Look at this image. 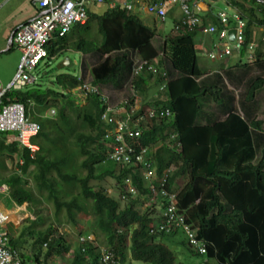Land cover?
<instances>
[{
	"label": "trees",
	"instance_id": "1",
	"mask_svg": "<svg viewBox=\"0 0 264 264\" xmlns=\"http://www.w3.org/2000/svg\"><path fill=\"white\" fill-rule=\"evenodd\" d=\"M232 2L247 19L248 43L254 25L264 23V4L258 6L262 14L258 16L255 8ZM156 32V28L120 3L102 13L88 8L83 24H74L70 32L54 36L46 44L47 66L64 51L78 50L82 56L81 76L57 73L50 80L48 75L53 71L43 73L37 83L9 93L25 104L28 116L40 125L39 133L31 140L39 146L33 153L27 147L19 148L16 141L8 142L7 133L0 132V170L7 172L0 177V185L8 186L10 202L27 203L37 212L33 226L21 227L19 234L9 223L13 226L12 232L7 231L9 246L18 252L22 264H53L57 258L64 261L71 252L67 264H102L101 245L121 264L128 257L148 264H183L177 262L174 252L162 240L182 232L185 239L181 243L195 251L186 232L181 228L168 233L157 230L164 204L169 200L158 193L164 177V187L176 193L186 222L196 237L206 243V253L200 255L220 264H264V155L256 161L254 138V131H261L263 122L247 121L233 108L221 120L196 124L202 109L200 99L210 95L216 99L221 89L201 85L197 80L206 71L199 65L196 32L185 30L166 37L162 55L152 43ZM130 51H137L146 61L139 72L133 73ZM261 61L259 56L257 62ZM164 65L167 78L159 74ZM38 66L36 73L40 75ZM154 76L167 81L165 96L157 94L153 100L144 99L134 113L139 115L149 108L155 111L140 123V141L147 148L145 159L154 171L145 177L140 170L142 163L133 165L131 159L122 165L107 158L103 137L108 125L102 117L107 108L102 93L105 88L121 91L131 80L132 88L144 95ZM85 82L98 88V93L91 90L84 104L80 99L77 103L72 90ZM262 87L264 77L259 76L249 84L245 99L253 101ZM125 100L130 110L136 100L133 95ZM162 108H169L172 117H158ZM53 109L52 117L48 114ZM170 132L176 133L180 148L167 144ZM79 156L85 157L82 163L77 160ZM8 161L14 166L12 170ZM81 169L87 175L83 176ZM107 177L113 180L112 195L99 187ZM128 186L136 189L135 194L128 191ZM67 190H71V195ZM122 200L126 202L123 207ZM143 205L146 208L141 210ZM43 206L53 209L48 217H54V222L41 230L45 221ZM79 213L86 218L94 215L92 226L84 227L77 217ZM69 223L76 226L74 242L78 245L72 243L67 232L60 234L55 228ZM152 229L154 233L150 232ZM87 230L95 233V241L79 240ZM31 240V251L26 253Z\"/></svg>",
	"mask_w": 264,
	"mask_h": 264
},
{
	"label": "built area",
	"instance_id": "2",
	"mask_svg": "<svg viewBox=\"0 0 264 264\" xmlns=\"http://www.w3.org/2000/svg\"><path fill=\"white\" fill-rule=\"evenodd\" d=\"M32 5L37 11V15L28 22L20 25L13 36V44L19 50L21 57L17 65V69L13 77L5 85L0 79V132L14 133L16 139L22 144L30 148L34 152L38 147L32 144L31 137L37 135L40 131V125L33 121L26 114V106L19 102L16 97L10 96L9 93L15 90H21L29 85L37 83L39 74L36 68L42 60L47 58L48 52L46 44L51 41L54 36H64L70 32L72 26L76 23H84L87 20V10L91 3H103L104 0H31ZM197 0H160L155 3H149L145 10L155 14L162 20L165 19L167 9L170 6H179L183 15L182 20L175 26L176 30L182 27L187 30L201 29L205 33H219L218 40L215 42L214 49L209 53L211 59L229 55L233 50L240 52L246 42V21L241 17V13L233 17L236 24V36L233 42L228 39V26L231 16L223 11L217 13L220 27L202 24L200 16V7ZM111 3L110 6H114ZM127 9H132L131 3L123 2ZM220 28V29H219ZM258 30L260 34L258 36ZM259 41L264 45V23L257 25L252 31L251 40L248 43V60L256 59L255 51ZM146 61L136 67V71H140ZM165 86V85H164ZM84 93L94 90L98 93V88L92 87L89 83H84L79 87ZM127 100H124L126 103ZM136 105V104H135ZM135 106L130 109L134 112ZM53 113V111H50ZM155 111L148 109L147 112L136 115L133 119L138 122L147 117H152ZM158 117H168L171 115L169 108L159 109ZM102 117L108 123H115L114 129L105 134L106 144L109 146V158L121 163L141 164V170L146 177L152 176L150 162L144 160L143 149L140 153H136L135 147L128 142V137L134 138L140 135L139 129H129V124L124 120L114 119L104 113ZM130 117L128 116V119ZM172 138L174 135H171ZM133 155V157L131 156ZM166 177L162 180V190L159 194L168 196V203L164 204L163 218L157 226L158 231L170 232L174 229H183L188 236V243L196 247L201 252L206 249V243L196 237L195 230H192L191 224L186 222V215L181 211L176 202V193L167 190L164 186ZM129 182V181H127ZM8 191V186L0 185V191ZM128 191L135 194L136 189L128 186ZM154 192H156L154 190ZM10 222L8 213L0 209V264H22L21 258L16 250L9 246L8 232L5 226ZM154 233V229L150 231ZM83 241L84 237H80ZM102 264H116L113 253L105 248L102 250Z\"/></svg>",
	"mask_w": 264,
	"mask_h": 264
},
{
	"label": "rangeland",
	"instance_id": "3",
	"mask_svg": "<svg viewBox=\"0 0 264 264\" xmlns=\"http://www.w3.org/2000/svg\"><path fill=\"white\" fill-rule=\"evenodd\" d=\"M30 1L31 0H0V79L4 85L10 81L9 80V79H11L10 74H12V75L15 74L16 69H17V65H18L20 57H21V54L17 48L7 50L8 38H9V35L11 34V29L13 28L12 26H14V24H16V22H18V20H20L22 17H24L27 14V12L29 10H31ZM107 1L116 2V3H121V2L132 3L134 13H136L140 17L142 22L149 24L150 26H152L154 28L157 27L156 31L160 30V32H161L160 34L163 36L165 34H169L171 32V29L173 27V20L170 16H168L167 18L162 20L160 17H155L152 14H148L146 11H144V9L141 8L140 5H142V4H138L136 2V0H126V1H123V0H106V2L104 1L103 3H100V4L91 3L90 8L95 10L96 12L102 13L103 11L106 10ZM145 1H146V3L150 2L149 0H145ZM213 1H214L213 2L214 10L221 8L232 16L235 8L233 6H229L228 3L226 2L227 0H213ZM258 6H260V5H258ZM230 24H234V22H231ZM95 26H96V22H93V27H94L93 29H95ZM173 32H177V31L174 30V28H173ZM93 33H95L94 30H93ZM80 54L81 53H79L73 49H68V50L64 51L61 55H58L54 59H52L50 61L49 66L46 65L47 59L42 60L38 66V70L40 72L39 76L41 77V74H43V73L45 74L48 72L50 73L53 71V74L48 75V79L51 80L53 75L57 74V73H73L75 75L79 74V72H80L79 66H80V62H81V58H82V56H80ZM247 54H248L247 50H245V49L241 50L240 52L233 50L232 54L230 55V57L226 61V63L230 65V67L227 68V64L225 65V59L224 58H223L224 60L221 59V60L213 61L207 57L202 56L198 52L200 66L206 71V76H203L200 79V81H201L200 84L201 85L217 86L219 89H222L223 94L221 93V95L218 96L216 99H215V97H212V95L206 96V97H203L200 99L202 109L198 114V117L196 119V124H201V123L204 124V123L214 122V121H216V116H219L222 118L223 114H227L228 112L232 111L233 108L236 109V111L238 113L243 112L246 115H248L246 117L261 120L263 122V128L259 134L255 133V135H254V138L256 139V145H257V154H258L257 155V157H258L257 161H258L264 155V96L261 97L264 94V87L260 90V94L256 97V100L248 102L245 99L246 92H244V94H241L239 92V95H237V98H235V90H227L226 86L224 84V77H225L227 80V83L229 85H232V87H235V89H236V85L230 76L231 73L234 74L235 76H237V80H239V81H241V80H243V81L252 80L253 81L255 78H257L259 76L264 77V66H262V65H254V66H251L250 68L243 70V71L232 69L233 68L232 65H233L234 61L236 59H238L239 57L243 63L247 62ZM62 61H63L64 66L61 67L60 69H58L59 67L57 68V66L60 65L62 63ZM165 67H166V65H164L163 68L165 69ZM215 70H218V72L217 71L214 72ZM209 72H212V73L209 74ZM7 76H8V79H6ZM39 80H40V78H39ZM44 82L46 85L48 84V82L46 80H44ZM49 83H52V82H49ZM49 85H51V84H49ZM156 88H157V85L155 86V89ZM59 89L61 90V88H59ZM127 89L129 90V88H127ZM128 90H126V91H128ZM126 91H125V94L127 95L129 93V91L128 92H126ZM153 91H154V88L152 89V92ZM215 91L216 90L212 91L213 95H215ZM245 91H246V89H245ZM163 96H165V95H163ZM233 96H234V99H233ZM80 97L81 96H77V101L79 100ZM154 98L155 97H152V99H149V100H153ZM120 99L121 98H118L115 96L113 101L110 103V105H116ZM80 102H84V101L82 99H80ZM140 103H141V100L140 101L137 100L135 108L139 107ZM234 103H235V106H234ZM259 136L262 137V139H260L261 140L260 142H259ZM22 147H23V145H21V148ZM17 158H18V156L15 159H17ZM84 159H85V157L83 158L82 156H79L77 158L78 162L81 161V163L83 162ZM7 163H8V165L10 164L9 161ZM8 167L10 170H12L14 166L10 164ZM81 170H83V169H81ZM5 172L6 171L0 170V177L5 176ZM6 174H7V172H6ZM81 174H84L83 176H85V175H87V171L83 170ZM30 180H31V178H30ZM178 181L181 182L180 179ZM31 183H32V181H31ZM93 184H96V183L94 182ZM112 184H113V180H111L110 177H107L102 182H100L99 187L108 189L109 193L111 194L112 189H113ZM96 187H98V185ZM62 190L63 191L65 190V186H63V185H62ZM66 192L69 195H71V190H67ZM4 193L5 192H0V201H3V203L7 206L16 207L18 204H14V202H10L11 199L7 198ZM43 196H46V194L44 193ZM115 197L119 198V195H115ZM197 201H199V200H197ZM26 204L27 203H24V204L18 205V206L24 207ZM125 204H126L125 200H122L121 206L123 207ZM46 205L50 206L49 203H46ZM51 206H53L52 203H51ZM145 208H146L145 205L140 207L141 210H144ZM51 210H53V209H51V207H47V206L42 207V215H44L43 218L45 221L40 226L41 230L45 229L47 224H53L52 222H54V217H52V218L48 217L52 212ZM21 212H22V210H20L19 212L17 211L16 214L14 212L13 215L10 216V218H11L10 220H12V222H14V224L18 225V228H20L21 225H22V227H24V225L26 227L27 226L32 227L33 223H31V222L34 218H36L37 212H35L34 214H30V212L28 210L27 211L23 210V212L22 213ZM18 213H20V220H19V218H16V216H18ZM77 217L80 219L81 222L84 223L83 224L84 227L85 226L86 227L92 226L91 224L93 222L94 215H90L86 218L85 216L82 215V213H79ZM85 218H86V220H85ZM23 223H24V225H23ZM35 227L38 228V225H35ZM55 227L60 229V230H57L58 233H60V234L67 232L69 234L70 238H72V243L78 245L76 240H75L76 242H74V237L77 234V230L75 229L76 226H74V225L72 226V224L69 223V224H64L61 226L56 225ZM5 230H7V231L9 230L12 232L13 226L11 224H7L5 226ZM87 231H91V230H87ZM17 234H19V232H17ZM184 239H185V237H184L183 233L179 232L175 236L165 238L162 240V242L174 252V255H175L177 262H180L183 264H220L215 259L207 260V258L205 256L198 254L197 252L192 250L189 246L183 245L181 243V241ZM29 243H30V245L28 246L26 253H30V251H31L32 240L29 241ZM24 247H26V246L24 245ZM70 254H72V252ZM66 262H67L66 259H64L63 264H67ZM56 264H62V262L59 261ZM124 264H148V263L136 262V261H133L131 259H128Z\"/></svg>",
	"mask_w": 264,
	"mask_h": 264
},
{
	"label": "crops",
	"instance_id": "4",
	"mask_svg": "<svg viewBox=\"0 0 264 264\" xmlns=\"http://www.w3.org/2000/svg\"><path fill=\"white\" fill-rule=\"evenodd\" d=\"M232 1L233 0H227L226 2L228 3L229 6H233L235 8L234 11H233V14H232V16L235 17L236 15H238L241 12V8L239 6H235V4ZM236 1L243 2L244 3V6H246L248 8H250V7L255 8L257 10L258 16H261L262 15V14H260L261 11L258 10L259 9L258 8V5L264 4V0H236ZM31 2L32 1H30V4H31L30 8H31V10H29L24 17H22L20 20H18V22H16V24H14V26H12L13 28L11 29V33L14 31V29H16L20 25L28 22L29 20L33 19L37 15V11H36V9L34 8V6L32 5ZM213 2H214L213 0H197V2H196L197 5H198V7H200V15H201V17L203 19L202 20L203 21V27L204 26H208V25H213V26L220 27L219 22H218V19H217V13L220 12V11H223L226 14H228L225 10H223L221 8H219L217 10H214ZM228 15L231 16L230 14H228ZM154 16L157 17L156 15H154ZM168 16H170L172 18V20H173V27L171 29V32L169 34H165L163 36V35L160 34L161 32L159 30V31L156 32V35L154 36V38L152 40V43L158 49V52L161 55L163 53V46H164V43H165V40H166L165 38L168 37V36H170L171 34H177V33L173 32V28L176 25H178L180 23V21L182 20V18H183V15L181 13V10H180L179 6H174V5L173 6H170L167 9L166 18ZM244 18L246 19V17H244ZM147 25H149V24H147ZM230 28H235V22H234V24H230ZM156 30H157V27H156ZM185 30H186V28L182 27V31L184 32ZM188 32H196V35H195V39L194 40H195V47L197 49V54L199 52L202 56L209 58V53L214 49V45H215V42L218 40V34L219 33H205L201 29H196L195 31L188 30ZM259 34H260V31L258 30V36H259ZM10 35H9V38H8V47L9 48L7 47V50H11L12 46L14 45L13 43L12 44H9ZM14 48H16V47L14 46ZM70 49H73V48H70ZM73 50H75V51L78 52V50H76V49H73ZM255 53H258L264 59V47L261 44H259V47L255 51ZM80 56H81V54H80ZM229 57L230 56L223 55V56H221L219 58V60H221V59L224 60L225 59V65H226L227 64L226 61H227V59ZM130 59H132V61L134 62V65L136 67V66H138L141 63V61H142L143 58H141L137 54V51H134V52H131V58ZM263 59H262L261 62H257V63H250L248 61L245 62V63H243L242 60L239 57L238 59H236L234 61L233 65H232L233 66L232 69L233 70H242L243 71V70H246V69H248V68H250L251 66H254V65H262V66H264V60ZM155 61H157V59ZM198 61H199V55H198ZM199 65H200V63H199ZM135 67H132V70H135ZM229 67H230V65L227 64V68H229ZM216 71H218V70H215L214 72H216ZM211 73L209 72V74H211ZM159 74H160V77L161 78H163V76H165L167 78V72H166L165 69L162 71V73H160V71H159ZM173 74H174V77H177L178 76V73L177 72H174ZM10 75H11L10 78H12L13 75L12 74H10ZM203 76H206V74H204ZM203 76H200L197 80H200ZM230 76H231V79L233 80V82L236 85V89H235V87H232V85H229L227 83L226 78L224 77V84L226 86V89L227 90H235V98H237V95H239V92L241 94H244V92L247 93L249 83L252 80H249V81H243V80H241V81H239V80H237V76H235L234 74L231 73ZM6 79H8V76L6 77ZM9 80H11V79H9ZM157 80H158V77H156V76H154V78H152L150 80V83H151L150 86H151V88L148 90L147 94H144V95L141 94V93H139L138 91H136L135 89L132 88L131 80H128L126 82L124 88L121 89V91H112L109 88H105V90L103 92L106 94V96H108V97L111 96L113 99H114L115 96L118 97V98H122V97H126L127 98L129 95H133L136 101L137 100L144 101V99H146V100L147 99H152V97L156 96L157 94L158 95H163V90H164L163 88H165L164 87V84L167 81H164V80H158L157 81ZM156 85H157V88L155 89V86ZM127 88H129V90ZM153 88H154V91L152 92V89ZM244 88L246 89V91H245ZM126 90L129 91V93L127 95L125 94V91ZM260 90H258L256 92V95H255V99L254 100H256V97L260 94ZM128 91H126V92H128ZM221 93L223 94L222 89H221ZM263 96H264V94L261 97H263ZM233 99H234V96H233ZM234 106H235V103H234ZM234 110L236 111V109H234ZM239 114L243 118H246L247 121H251V120L254 119V118L246 117L248 115H246L243 112H240ZM225 115L226 114H223L222 115V118H224ZM222 118L219 117V116H216V120H221ZM260 132L261 131H259V132H255L254 131V135H255V133L259 134ZM9 139H11V138H9ZM260 139H262L261 136H259V142L261 141ZM2 185H4V187H7L6 184H2ZM0 192H2V191H0ZM3 192H5L4 194L6 195L7 198H9L8 191L5 190ZM14 204H16V203H14ZM0 209L2 211H4V212H8L9 213L8 214L9 216H12L14 212L16 214L17 211L19 212L20 210H22V212H23V210L24 211H27L28 210L30 212V214H34L36 212V210L31 209L28 204H26L24 207H20L18 205L16 207H14V206H11L10 207V206L5 205L3 203V201H0ZM18 216H19L18 218L20 220V213H18ZM11 222H12V220H11ZM24 223H23V225H24ZM12 224L14 225V228L18 230L17 232H19V230L22 227V225L20 226V228H18V225L14 224V222H12ZM24 227H25V225H24ZM55 261L56 262H59V258H57ZM62 262H63V259H62ZM54 264H56V263L54 262Z\"/></svg>",
	"mask_w": 264,
	"mask_h": 264
},
{
	"label": "clouds",
	"instance_id": "5",
	"mask_svg": "<svg viewBox=\"0 0 264 264\" xmlns=\"http://www.w3.org/2000/svg\"><path fill=\"white\" fill-rule=\"evenodd\" d=\"M105 2H106V0H104ZM123 1H126V0H123ZM136 2L138 3V4H142V5H140L141 6V8L142 9H145V7H147V5L149 4V3H146V1L145 0H136ZM32 3V2H31ZM111 3H116V2H107V7H111L110 6V4ZM146 3V4H145ZM96 4V3H95ZM121 4V6H123V7H125L124 5H123V2H121L120 3ZM132 4V3H131ZM133 5V4H132ZM115 6V5H114ZM106 7V8H107ZM113 7V6H112ZM88 8H90V5H89V7ZM126 8V7H125ZM127 9V8H126ZM127 10H130V11H133V8L132 9H127ZM144 11H147V10H144ZM134 12V11H133ZM149 14H152V15H155V14H153V13H150V12H148ZM241 13V12H240ZM201 16V15H200ZM241 17H243V14L241 13ZM166 18V17H165ZM201 19H202V17H201ZM218 19V18H217ZM243 19L246 21V25H247V19H245L244 17H243ZM203 20V19H202ZM233 20V21H232ZM218 22H219V19H218ZM231 22H235V20L232 18V16H231V19H230V23ZM230 23H229V26H228V29L230 28ZM83 24V23H82ZM202 24H203V21H202ZM255 24V23H254ZM219 25H220V23H219ZM257 25H259V24H255L254 25V27H253V29H252V31L253 30H255L256 29V27H257ZM18 28V27H17ZM16 28V29H17ZM16 29H14V30H16ZM235 29H236V24H235ZM174 30H176L175 29V27H174ZM186 30H187V28H186ZM195 30V29H194ZM194 30H190V31H194ZM177 32H175V33H179V32H182V28H181V30H176ZM188 31V30H187ZM229 31V30H228ZM246 34H247V26H246ZM252 34V33H251ZM235 36H236V34H235ZM246 38H247V35H246ZM228 39H229V37H228ZM235 39V38H234ZM247 40V39H246ZM250 40H251V38H250ZM229 41L230 42H233L234 40H230L229 39ZM250 42V41H249ZM248 42V43H249ZM248 43L247 42H245V44H244V47L242 48V50L243 49H245V50H247V46H248ZM259 44H261L263 47H264V45L259 41V43H258V46L256 47V49H255V51L257 50V48L259 47ZM255 51H253V53L255 54V57H256V59L254 60V61H249L248 60V54H247V61L248 62H250V63H257V61H258V57L260 56V60H262L263 58H262V56L261 55H259L258 53H255ZM131 52L132 51H130V52H128V56L131 58ZM248 52V51H247ZM232 54V53H231ZM231 54H229V55H227V56H230ZM259 56H258V55ZM210 58V57H209ZM219 58L220 57H217V58H215V59H211V60H213V61H215V60H219ZM133 59V58H132ZM131 59V60H132ZM264 60V59H263ZM143 61V60H142ZM132 67H135V65H134V62L132 61ZM137 67V66H136ZM135 67V70H133V73H136L137 71H136V68ZM139 72V71H138ZM218 72V71H217ZM80 73V72H79ZM211 73V72H210ZM78 75H80V74H78ZM81 76V75H80ZM165 76H163V78H164ZM164 81H165V79H164ZM252 82V81H251ZM250 82V83H251ZM87 83V82H86ZM84 84V83H83ZM82 84V85H83ZM82 85H80V86H82ZM165 86L164 87H166V83L164 84ZM80 86H78V87H76V88H74V90H73V92H74V94H75V97H76V101H77V96H81L79 99H82L83 101H84V98L87 96V94L86 93H84L83 92V90H81L79 87ZM263 88V87H262ZM164 89V88H163ZM162 89V90H163ZM102 95H103V98H104V100H105V104H106V111L104 112V113H108V116H111V117H113L114 119H118V120H124V121H126L128 124H129V126H128V128L129 129H131V130H133V129H139L140 130V135L139 136H137V137H134V138H130V137H128L127 139H128V142L129 143H131L134 147H135V150H136V153H140L143 149H145L144 150V152H143V155H144V160H146L145 159V154H146V150H147V148L146 147H144L145 145L144 144H142V142L140 141L141 140V136H142V128H141V126H140V123L141 122H144V120H141V121H138V122H134L133 121V119L136 117V115H134V113H135V111H137V110H139V108H140V106L139 107H136V109L134 110V112L131 110H128V108L125 106V104H124V100L126 99L125 97H122L119 101L120 102H118L116 105H110V103L113 101V98L111 97V96H106V94L103 92L102 93ZM77 103H78V101H77ZM81 103H83L84 104V102H81ZM135 104H136V102H135ZM135 104L134 105H132L131 107H130V109L131 108H133L134 106H135ZM150 109V108H149ZM148 110V109H147ZM51 111H53V113H50L49 112V114L48 115H50V116H54V114H55V110L53 109V110H51ZM103 113V114H104ZM111 113H112V115H111ZM26 114H27V111H26ZM102 114V115H103ZM27 116H28V114H27ZM128 116L130 117V120H127L128 119ZM30 117V116H29ZM169 118L170 117H172V114L170 115V116H168ZM168 117H162V118H168ZM31 118V117H30ZM32 119V118H31ZM33 120V119H32ZM34 121V120H33ZM104 121H105V119H104ZM105 123L108 125L107 126V128L105 129V134L108 132V131H110V130H112V129H114V127H115V123H113V122H111V123H108L107 121H105ZM105 134H104V137H103V140H104V143H105V145H106V148H107V158H109V146L106 144V142L105 141H107L106 139H105ZM7 135H8V142H11V141H16L17 143H18V146H19V148H21V143L16 139V134H14V133H7ZM171 135H174V137L172 138V136ZM36 135H34V136H32L31 137V140H32V138H34ZM9 138H11V139H9ZM32 144H34V145H36L38 148L35 150V151H37L38 149H39V146L37 145V144H35V143H33L32 141H30ZM108 142V141H107ZM167 144L169 145V146H176V147H178V148H180L181 147V143L180 142H177L176 141V133L175 132H170V134H169V136H168V139H167ZM23 147H27V146H25V145H23ZM27 148H29V147H27ZM29 150H30V148H29ZM31 151V150H30ZM34 151V152H35ZM31 153H33L32 151H31ZM258 158V157H257ZM257 158H256V161H257ZM110 159V158H109ZM112 160V159H111ZM114 161V160H113ZM146 161H148V160H146ZM116 162V161H115ZM148 162H150V161H148ZM118 163V162H117ZM122 165H126V164H122ZM134 165V164H133ZM150 165H151V162H150ZM151 169H152V174L154 173V171H153V168H152V165H151ZM171 170H172V168H170ZM169 169V170H170ZM140 170H141V168H140ZM141 172H142V170H141ZM143 173V172H142ZM142 175H144V174H142ZM145 176V175H144ZM146 177V176H145ZM129 182L131 181L130 179H127ZM106 193L107 194H110L109 193V191H108V189H106ZM113 194V189H112V192H111V195ZM7 213V212H6ZM11 221V220H10ZM9 223H12V222H9ZM8 223V224H9ZM56 228V230H60V229H58L57 227H55ZM80 237H84V240L83 241H86V240H90V241H95L96 240V235H95V233L94 232H92V231H89L86 235H82V236H80ZM80 237H79V240H80ZM81 241V240H80ZM82 241V242H83ZM103 248H105V249H107V247L106 246H104V245H101L100 246V251H101V256H102V250H103ZM194 249H195V251L197 252V253H199V254H204V253H206V249H205V251L204 252H201V251H199L198 249H196V247H194ZM108 250V249H107ZM71 255L72 254H70V253H67L66 255H65V258L67 259L68 257H71ZM129 259V257L127 258V260ZM59 261L60 262H62V259L61 258H59ZM102 261V260H101ZM115 261H116V264H121L117 259H115ZM57 263V262H56ZM63 263V262H62Z\"/></svg>",
	"mask_w": 264,
	"mask_h": 264
},
{
	"label": "water",
	"instance_id": "6",
	"mask_svg": "<svg viewBox=\"0 0 264 264\" xmlns=\"http://www.w3.org/2000/svg\"><path fill=\"white\" fill-rule=\"evenodd\" d=\"M16 30H14L11 35H10V39H9V44H12L13 43V36H14V33H15ZM235 34H236V29L235 28H230L229 31H228V37L230 40H234L235 38ZM9 48V47H8ZM64 64H63V61L60 65L57 66L58 69H60L61 67H63Z\"/></svg>",
	"mask_w": 264,
	"mask_h": 264
},
{
	"label": "bare ground",
	"instance_id": "7",
	"mask_svg": "<svg viewBox=\"0 0 264 264\" xmlns=\"http://www.w3.org/2000/svg\"><path fill=\"white\" fill-rule=\"evenodd\" d=\"M8 213V212H7ZM9 214V213H8ZM9 216V215H8ZM9 218H10V216H9ZM16 218H18V216H16ZM11 219V218H10Z\"/></svg>",
	"mask_w": 264,
	"mask_h": 264
}]
</instances>
